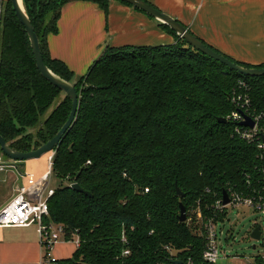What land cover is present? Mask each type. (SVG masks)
Returning a JSON list of instances; mask_svg holds the SVG:
<instances>
[{"label":"trees","instance_id":"16d2710c","mask_svg":"<svg viewBox=\"0 0 264 264\" xmlns=\"http://www.w3.org/2000/svg\"><path fill=\"white\" fill-rule=\"evenodd\" d=\"M66 1L22 0L44 63L73 82L78 93L75 119L52 156L51 175L64 183L49 196L45 218L79 238L63 263L171 264L169 247L179 258L201 264L204 236L196 211L204 218L207 206L229 187L247 190L245 174L253 185L260 163L255 146L226 119L233 109L230 92L244 79L254 105L263 109L264 76L239 74L161 22L174 43L107 46L85 74L76 76L47 49V36L57 32ZM91 1L108 8V0ZM208 46L245 67H264ZM70 109L71 99L37 69L24 26L7 0L0 13V135L16 150L35 149L56 134ZM180 202L184 221L177 218ZM125 247L130 254L121 257Z\"/></svg>","mask_w":264,"mask_h":264},{"label":"crops","instance_id":"0c3cea01","mask_svg":"<svg viewBox=\"0 0 264 264\" xmlns=\"http://www.w3.org/2000/svg\"><path fill=\"white\" fill-rule=\"evenodd\" d=\"M147 1L217 51L251 66L264 64V0ZM159 23L119 0H108L106 11L91 0H68L61 8L57 32L47 36V49L51 58L62 61L79 76L87 72L107 46L174 43L175 36ZM6 160L0 151V162ZM31 160L11 163L0 170V189H5L0 207L20 183V173L42 175L40 164L46 163V159ZM66 244L72 245L71 255L76 249L70 241L56 243L53 252L60 259L71 256L63 253ZM41 256L35 225L0 227V264H40Z\"/></svg>","mask_w":264,"mask_h":264},{"label":"built area","instance_id":"2783aa9c","mask_svg":"<svg viewBox=\"0 0 264 264\" xmlns=\"http://www.w3.org/2000/svg\"><path fill=\"white\" fill-rule=\"evenodd\" d=\"M229 99L233 109L228 113L226 119L234 123V130L242 140L255 146L260 163L256 166V176L253 185L250 175L245 174L248 184L247 190L238 191L229 187L226 190L228 203L223 204L221 193L219 197L207 206L208 212L204 218L200 210L196 211L199 221L202 220L201 227L204 236L201 264H217L220 258L217 226L222 224L227 218L230 211L228 207L231 209L249 207L253 210L264 212V142L262 140L264 136V108L258 109L254 105L250 93V85L244 79L237 81L236 86L230 92ZM246 118L253 122L252 127L241 123ZM53 154L54 150L50 151L46 158L47 170L43 175L35 176L27 171L20 173V183L13 188L10 199L0 207V227L36 226L39 243L42 247L40 264H64L62 259L53 252V247L58 242L70 241L74 242L76 247L79 245L77 234L73 232L68 236L62 224L45 220L49 215L47 200L54 192V189L47 187L51 175ZM11 163L13 162L9 161V159L0 162V170L5 169ZM121 242L127 243L125 235H122ZM253 245L255 247L252 248L256 249V245ZM166 248L171 254V264H193L190 258L183 260L177 256L174 250L169 247ZM129 254L130 249L125 247L122 249L120 256L123 257ZM247 260L248 264H264V253L258 251L247 258ZM177 261L180 262L178 263Z\"/></svg>","mask_w":264,"mask_h":264},{"label":"water","instance_id":"95a60500","mask_svg":"<svg viewBox=\"0 0 264 264\" xmlns=\"http://www.w3.org/2000/svg\"><path fill=\"white\" fill-rule=\"evenodd\" d=\"M125 3L130 4L132 7L138 8L141 11L145 12L147 15L152 18L158 20L159 22L167 25L170 29H172L177 37L185 40L187 44H189L192 48L197 51L202 52L208 57L226 65L228 68L238 72L241 75L259 77L264 76V67H245L243 65L237 64L228 57L216 52L211 47L206 45L200 38L191 33L186 26L182 23L171 17L170 15L160 11L152 4L145 0H119ZM12 4V8L14 10L15 16L18 21L24 26L25 32L27 33L30 47L32 50L33 58L35 61V65L39 70L40 74L51 84L56 86L58 89L63 91L70 99H71V109L66 121L63 123L61 128L56 132V134L47 140L45 143L41 144L35 149L29 151H19L12 148L6 140L0 135V150L4 156H6L13 163H23L26 160L39 158L43 154L54 150L57 145L60 143L62 136L69 128L73 120L75 119L77 109H78V93L75 89V85L73 82L65 80L59 75L55 74L45 63L42 57V53L39 47L38 37L34 31V27L28 18L22 0L21 3L19 0H10ZM221 121H226L225 118H220ZM244 125L253 126V122L246 118L245 121L241 122ZM264 142V136L262 137ZM71 187L80 192H84L90 195L89 192L84 191L77 183H72ZM175 190L177 195H182L179 187L175 183ZM222 202L223 204L228 203V195L227 191H222ZM179 221H184L186 219V209L184 205L179 203V214L177 216ZM260 224H256L250 232V237L259 240L261 236ZM255 247L254 245L252 246ZM178 263L180 261H177Z\"/></svg>","mask_w":264,"mask_h":264},{"label":"rangeland","instance_id":"374dc122","mask_svg":"<svg viewBox=\"0 0 264 264\" xmlns=\"http://www.w3.org/2000/svg\"><path fill=\"white\" fill-rule=\"evenodd\" d=\"M6 1L7 0H0V13L3 12ZM62 97L63 94H60L58 97H56L50 107L46 110L44 116L51 112V110L57 105ZM5 159L8 160L7 157ZM63 183L64 182H62L61 179L52 174L49 177L47 187L56 189ZM3 194H5V189H0V197ZM228 208L230 211L227 215V218L222 224L217 226V237L220 247V258L218 259L217 264H248L247 258L256 254L258 251L264 253V212L253 210L249 207L234 209H231L230 207ZM195 217V223H199L198 217ZM256 223L261 224L262 234L261 239L259 240H255L250 237V231ZM199 228L200 227L197 226L195 230L198 231ZM253 244L256 245V249L252 248ZM71 246V244H66L63 247V253L66 254L67 257L71 255Z\"/></svg>","mask_w":264,"mask_h":264},{"label":"bare ground","instance_id":"6f19581e","mask_svg":"<svg viewBox=\"0 0 264 264\" xmlns=\"http://www.w3.org/2000/svg\"><path fill=\"white\" fill-rule=\"evenodd\" d=\"M19 2L21 3V0H19ZM48 154H49V152H47L46 154H44L43 156H44V159H46L47 158V156H48ZM43 156H41V158L40 159H43ZM31 160V159H30ZM34 160V159H33ZM32 161V160H31ZM32 164V163H31ZM40 168H41V171H42V175H43V173L47 170V163H42V164H40Z\"/></svg>","mask_w":264,"mask_h":264}]
</instances>
